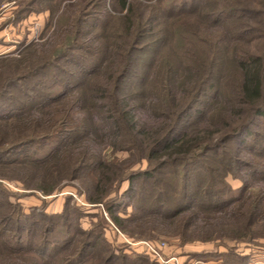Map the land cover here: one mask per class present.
Instances as JSON below:
<instances>
[{"label":"trees","instance_id":"obj_1","mask_svg":"<svg viewBox=\"0 0 264 264\" xmlns=\"http://www.w3.org/2000/svg\"><path fill=\"white\" fill-rule=\"evenodd\" d=\"M61 1L37 2L55 12ZM146 1L74 0L54 42L5 59L14 72L0 83V174L16 171L8 177L43 195L86 180L83 200L128 234L133 224L188 242L264 238V122L247 139L264 118V0ZM117 151L147 167L126 172ZM137 181L136 214L121 216ZM79 216L70 197L59 214L29 215L0 191V264H136Z\"/></svg>","mask_w":264,"mask_h":264},{"label":"rangeland","instance_id":"obj_2","mask_svg":"<svg viewBox=\"0 0 264 264\" xmlns=\"http://www.w3.org/2000/svg\"><path fill=\"white\" fill-rule=\"evenodd\" d=\"M38 0H0V58L4 59L0 62V83L8 80L7 78L14 72L12 65H7L5 59H21L26 51V48L32 44L43 45L48 43L49 40L54 42L56 37L54 32L58 30V25L63 23L64 18L62 15L66 11V5L73 3L74 0H62L55 12L37 2ZM153 3L154 0L146 1ZM126 10L117 11L115 15L124 14ZM180 19H178L179 21ZM181 23V22H180ZM182 24V23H181ZM187 24V23H186ZM62 26V25H61ZM116 24H113L112 31L115 30ZM55 37V38H54ZM54 43H51L53 46ZM47 52V50L45 51ZM22 67L19 69L21 70ZM23 70V69H22ZM223 75L220 76L222 87L224 82L231 79L230 65L228 64L222 71ZM18 98H20L18 96ZM264 122L263 117H259L255 126L251 127L247 139L250 140L252 133L257 132ZM6 126L0 127L4 129ZM9 139V136L6 138ZM34 151L40 152L35 148ZM39 154V153H37ZM117 162L121 163L122 160H128L126 164V172L135 171L147 167V162L134 161L131 162L128 158L126 151H117L114 154ZM57 163V162H56ZM50 167L44 168L41 172L42 175L50 182V177L54 174H49ZM16 171H8L5 175L0 174V191L9 202H18L23 211L29 215H38L43 212L45 215L52 216L59 214L62 211L65 200L70 197L72 204L80 209L81 216L76 219V224L82 230H92L94 233L100 235L102 233L103 242L101 246L111 251L115 256H129L136 259V264H146L154 262L153 259L147 257L140 251H133L124 241V237L131 240L152 241L157 243L163 241L166 244L164 248V255H177L180 258L190 259H219L229 264H264V238L260 237L250 243L235 242L227 239L213 240V241H200L191 240L183 241L178 234L161 233L156 230L150 229V225L134 226L130 224L126 227L132 234V238L128 232L121 231L109 220V215L104 209V206H92L83 200V191L88 187V181H79L78 179L65 178L58 181L57 186H61L60 191H54L49 195H43L40 191L33 189L32 185L25 188L19 181L18 175L16 178L8 177L13 176ZM28 175L34 177L33 174L27 172ZM157 174V173H156ZM165 182L170 181V174H166ZM227 182L232 188H237L241 185L238 179L227 177ZM33 184V183H29ZM142 185V181H137L134 186L133 193L128 197H123L120 201L118 209H115L121 216H128L133 213L136 214V201L140 199V191L138 186ZM146 190H153L151 186H143ZM128 188V181H123L117 186V195L121 194ZM168 192V190H167ZM115 194L111 195L114 196ZM117 196V197H118ZM119 196V197H120ZM118 197V198H119ZM134 238V239H133ZM223 244V245H222ZM225 244V245H224ZM232 252H238L246 255L248 260L243 259L239 261L237 257H231ZM202 255L204 257H199ZM209 255V256H206ZM238 256V255H236ZM239 258V257H238ZM247 262V263H246ZM160 264L159 262H157Z\"/></svg>","mask_w":264,"mask_h":264},{"label":"built area","instance_id":"obj_3","mask_svg":"<svg viewBox=\"0 0 264 264\" xmlns=\"http://www.w3.org/2000/svg\"><path fill=\"white\" fill-rule=\"evenodd\" d=\"M124 241L134 248H140L144 253L151 256L160 264H229L225 261L219 259H186L180 258L177 255H164V248H166V244L163 241L154 243L152 241H142V240H131L124 237Z\"/></svg>","mask_w":264,"mask_h":264}]
</instances>
